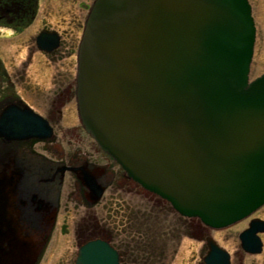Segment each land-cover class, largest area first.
Returning a JSON list of instances; mask_svg holds the SVG:
<instances>
[{
	"label": "water",
	"instance_id": "obj_1",
	"mask_svg": "<svg viewBox=\"0 0 264 264\" xmlns=\"http://www.w3.org/2000/svg\"><path fill=\"white\" fill-rule=\"evenodd\" d=\"M255 42L249 0H94L77 51L81 124L128 178L181 215L214 229L233 225L264 206V72L250 76ZM37 43L51 51L58 37L43 31ZM54 137L29 106L12 104L0 114V170L9 156L13 168L10 178L0 172V264H38L66 171L90 204L109 186L104 168L83 161L56 168L49 189L31 181L33 172L45 174L44 165L36 169L4 149ZM8 187L18 212L6 202ZM261 232L264 219H252L240 233L242 249L261 253ZM207 243L205 264H232L214 238ZM76 264H118V253L90 240Z\"/></svg>",
	"mask_w": 264,
	"mask_h": 264
},
{
	"label": "rangeland",
	"instance_id": "obj_2",
	"mask_svg": "<svg viewBox=\"0 0 264 264\" xmlns=\"http://www.w3.org/2000/svg\"><path fill=\"white\" fill-rule=\"evenodd\" d=\"M253 1L258 30L256 32L254 55L251 63L250 76L252 79L264 72V0ZM38 4L39 10L35 22L31 27L24 30L23 33L13 34L12 30L0 28V60L11 73L15 71L16 67H26L24 68L26 71L25 84H28V86L18 82L17 85H14V89L22 94L31 104L39 108V110H41V107L38 104V97L34 91H53L58 86L59 79L62 80V85L63 83L65 84L63 87L67 88L66 100L62 108L64 112L63 117L62 119L56 118L53 121V123L55 122L53 125L56 135L52 144L53 149L50 150L48 157L54 160L64 158L65 163H67L72 155H75L80 161H88L89 163L104 166L109 163L107 168L112 175L109 176L112 181L110 182L111 186L105 191L101 201L95 207H89L83 201V193L79 187L80 184L76 175L70 170L66 171L60 187V209L55 228L38 263L54 264L60 255L65 258L69 254L73 255L77 250L79 240H83V238H78L74 235L73 229L75 227H83L85 220L94 217L97 213H100V217L102 214V218L104 219L108 218L107 221L105 220V223H107L105 225L109 227L115 218L113 214L120 207L121 202L126 205V211H130L135 218L145 216L151 211H163L166 213L177 211L167 200L149 192L140 184L128 178L121 166L100 148L98 143L81 124L75 93L77 49L82 34L78 26L89 11L86 13L87 9L85 8V10L83 9L79 13V2L73 3L71 0H38ZM44 20L51 28H56L64 33L70 42V47L75 46L72 47L71 55L67 59L51 60L42 52H39L34 45L31 38L32 33L44 25ZM75 42L76 44L73 45ZM27 54L33 55V58L28 66H25L28 62L26 59ZM59 74L62 76H59ZM42 146L43 144H38L36 148L39 149ZM251 215L264 217V206ZM65 217H68L70 224L68 229L71 231L68 234H64L62 230V223ZM182 217L185 218L183 215ZM73 218H78V221H73ZM137 222L138 224H134L133 226H144L141 225V221ZM241 224H236L229 229L220 228L223 230H215L212 234L214 236L212 238L221 247L228 250L231 257L237 261L242 258L244 253L238 237L239 230L242 228ZM201 246L202 244L197 240L184 238L182 256L190 261L191 257L195 254L196 258L199 259ZM245 260L246 263L255 262V264H264V248L257 255H247Z\"/></svg>",
	"mask_w": 264,
	"mask_h": 264
},
{
	"label": "flooded vegetation",
	"instance_id": "obj_3",
	"mask_svg": "<svg viewBox=\"0 0 264 264\" xmlns=\"http://www.w3.org/2000/svg\"><path fill=\"white\" fill-rule=\"evenodd\" d=\"M71 1H73V3L79 2V13L83 9L85 10V8L87 9V13L94 2V0ZM249 1L252 5V12L255 19L257 32L258 25L255 16L254 1ZM38 10V0H16V3H10V0H0V28L12 30L13 34L23 33L24 30L31 27L35 22V19L38 15ZM87 15L83 18L82 22L78 26V29H81V31H83ZM43 24V26L37 28V30H34L31 36L37 50L42 52L51 60L67 59L71 55L72 47L75 46L70 47V42L63 32L56 28H51L45 20L43 21ZM43 31L55 34L58 37V46L51 51L41 49L37 43V38ZM75 44L76 42L73 43V45ZM32 58L33 55L27 56L26 59L28 62L27 65L24 63L25 66H28ZM24 68L26 67H16L15 71L11 73L0 60V114L7 106L12 104L18 105L22 108L29 106L36 113L42 115L50 122L54 129V135H56L55 127L53 125L55 122L53 123V121L56 118L62 119L63 117L64 112L62 108L66 100L65 95L67 88L63 87L65 84L63 83L62 85V80L57 78L59 79L57 84L58 86L56 85L58 88L56 87V89H53V91H34L35 95L38 97H36L38 99V104L41 107V110H39V108L31 104L24 98L22 94L14 89V85H17L18 82L22 85L28 86V84H25L26 71ZM59 76L62 75L59 74ZM54 138L52 140H38L35 138H30L27 140H15L5 143L6 145L4 148L6 152L15 154L22 159H25L26 162H28L31 166L36 167V169L41 165H44L45 174L37 175L35 177L33 172V174H31V181L34 182L36 179L39 181L41 186L47 184L49 189H51L53 186L54 182H51V179H54L56 168H58L60 165L66 164L68 166H81L83 164V161L78 160L77 156L75 155H72V157L69 159V162L67 163H65L64 158L54 160L48 157L50 150L53 149L52 144L54 143ZM0 140L3 139L0 138ZM38 144H43V146L38 149L36 148ZM10 157L11 156L7 157L2 169L0 170L1 173H5L9 178L13 175L12 158ZM90 164L98 165L105 169V174L103 173L102 178L106 174L112 176L107 168L109 163H107L106 166L91 162ZM110 182H112L111 178ZM79 184L81 192L83 193L84 203L89 207H95L98 205L97 203H99V201L95 204L89 203L80 181ZM110 186L111 183L107 189ZM6 190V202L10 205L12 210H17L18 212V199L13 195L11 187L6 188ZM58 206L60 209L59 199ZM125 207L126 205L121 202L120 207H118L117 211H115V214H113L115 216L113 220L114 223L110 222L111 225L109 227L105 225L107 224L105 222L108 218H102V214L100 217V213H97L92 218H87L83 227H75L73 229V233H75L74 235H76L78 238H83V240H79L80 242L78 244L77 250L73 255L69 254L67 258L60 255L58 259L55 260L54 264H76L80 246L94 239H102L108 242L117 251L118 264H205V257L209 251L207 240L208 238L214 237L212 234L218 229H214L205 225L198 218H184L178 212L166 213L163 211H151L145 216L135 218L134 215L130 213V211H126ZM20 212L22 213V211ZM254 218L264 219V217L259 215H251L244 220L237 222L236 224L242 223V228L239 230V232L241 233L243 230H245L249 226L251 220ZM103 219L104 221L102 222ZM68 220V217H65L62 223V230L64 234H68L71 231L68 229V226L70 225ZM73 221L77 222L78 218H73ZM137 221H141V225L144 226H133L134 224H138ZM55 224L52 231L55 228ZM236 224L225 228L229 229ZM22 230L24 235L27 236L29 233L27 226H24ZM240 233L238 236L239 240ZM263 235L264 232H261L260 236L263 240L264 246ZM184 238L197 240L202 244L199 252V259L196 258L195 254L191 257L190 261L189 259H186L182 256V243ZM247 255L257 254H251L244 251L242 258L238 261L231 257L232 264H255V262L246 263L245 257Z\"/></svg>",
	"mask_w": 264,
	"mask_h": 264
},
{
	"label": "trees",
	"instance_id": "obj_4",
	"mask_svg": "<svg viewBox=\"0 0 264 264\" xmlns=\"http://www.w3.org/2000/svg\"><path fill=\"white\" fill-rule=\"evenodd\" d=\"M10 3H16V0H10Z\"/></svg>",
	"mask_w": 264,
	"mask_h": 264
},
{
	"label": "bare ground",
	"instance_id": "obj_5",
	"mask_svg": "<svg viewBox=\"0 0 264 264\" xmlns=\"http://www.w3.org/2000/svg\"><path fill=\"white\" fill-rule=\"evenodd\" d=\"M82 36V35H81ZM81 38V37H80Z\"/></svg>",
	"mask_w": 264,
	"mask_h": 264
}]
</instances>
